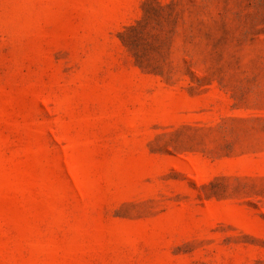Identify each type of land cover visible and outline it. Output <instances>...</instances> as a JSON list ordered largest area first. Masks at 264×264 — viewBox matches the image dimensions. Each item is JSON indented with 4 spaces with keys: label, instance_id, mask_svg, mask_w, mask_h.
Masks as SVG:
<instances>
[{
    "label": "rangeland",
    "instance_id": "1",
    "mask_svg": "<svg viewBox=\"0 0 264 264\" xmlns=\"http://www.w3.org/2000/svg\"><path fill=\"white\" fill-rule=\"evenodd\" d=\"M0 264H264V0H0Z\"/></svg>",
    "mask_w": 264,
    "mask_h": 264
}]
</instances>
